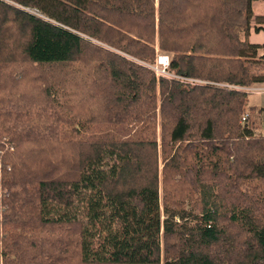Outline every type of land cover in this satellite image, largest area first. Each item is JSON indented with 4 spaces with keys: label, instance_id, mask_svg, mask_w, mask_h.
<instances>
[{
    "label": "trees",
    "instance_id": "1",
    "mask_svg": "<svg viewBox=\"0 0 264 264\" xmlns=\"http://www.w3.org/2000/svg\"><path fill=\"white\" fill-rule=\"evenodd\" d=\"M256 1L0 0V264H264Z\"/></svg>",
    "mask_w": 264,
    "mask_h": 264
},
{
    "label": "rangeland",
    "instance_id": "2",
    "mask_svg": "<svg viewBox=\"0 0 264 264\" xmlns=\"http://www.w3.org/2000/svg\"><path fill=\"white\" fill-rule=\"evenodd\" d=\"M253 10L256 16L264 15V2L256 1L253 4ZM249 41L252 44H263L264 43V32L257 34L254 31H252L249 37ZM162 55H166V54H160V56ZM256 88H259V89H257L256 91H253V89L249 90L251 92L249 96V106L262 108L264 107V85L257 86ZM253 119L256 121L257 130L260 131L262 129L261 117L255 114Z\"/></svg>",
    "mask_w": 264,
    "mask_h": 264
},
{
    "label": "built area",
    "instance_id": "3",
    "mask_svg": "<svg viewBox=\"0 0 264 264\" xmlns=\"http://www.w3.org/2000/svg\"><path fill=\"white\" fill-rule=\"evenodd\" d=\"M170 58L166 55L158 56L157 64L153 67L154 71L158 76H171L167 69L169 67ZM259 88H254L253 91H256ZM259 91V90H258ZM245 121V118L243 119Z\"/></svg>",
    "mask_w": 264,
    "mask_h": 264
}]
</instances>
